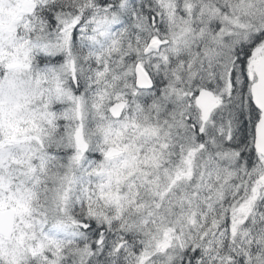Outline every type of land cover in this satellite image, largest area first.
Returning <instances> with one entry per match:
<instances>
[{
	"label": "snow or ice",
	"instance_id": "obj_1",
	"mask_svg": "<svg viewBox=\"0 0 264 264\" xmlns=\"http://www.w3.org/2000/svg\"><path fill=\"white\" fill-rule=\"evenodd\" d=\"M0 264H264V0H0Z\"/></svg>",
	"mask_w": 264,
	"mask_h": 264
}]
</instances>
